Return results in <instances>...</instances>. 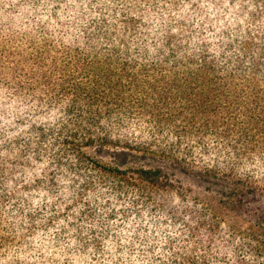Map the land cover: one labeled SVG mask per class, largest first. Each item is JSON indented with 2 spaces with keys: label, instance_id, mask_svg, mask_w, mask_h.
Returning <instances> with one entry per match:
<instances>
[{
  "label": "trees",
  "instance_id": "1",
  "mask_svg": "<svg viewBox=\"0 0 264 264\" xmlns=\"http://www.w3.org/2000/svg\"><path fill=\"white\" fill-rule=\"evenodd\" d=\"M90 149L172 159L218 185V207L183 212L160 167ZM32 192L46 196L35 207ZM7 204L31 207L34 230L51 214L30 236L43 241L55 227L57 242L103 250L99 229L121 219L117 253L264 264V0H0Z\"/></svg>",
  "mask_w": 264,
  "mask_h": 264
},
{
  "label": "rangeland",
  "instance_id": "2",
  "mask_svg": "<svg viewBox=\"0 0 264 264\" xmlns=\"http://www.w3.org/2000/svg\"><path fill=\"white\" fill-rule=\"evenodd\" d=\"M90 152L94 156L121 167H160L168 177L187 194L186 198L182 197V199L188 203V205L180 206V210L182 209L183 212L189 211L196 206L194 198H197L203 206L215 209L218 207V185L211 180H206L202 176L195 174L192 170L179 166L172 159L164 158L159 155L147 154L145 152H121L116 149H90ZM66 194L67 192H64V195H61V199H68ZM44 197L46 196L40 195L38 192H32L24 196V199L29 202H35L33 205L35 207ZM22 201L23 197L19 203H21L23 207L26 206V203ZM178 203H182V200ZM12 206L7 204L5 206L6 209L0 208V264H129L132 259L134 260V264L173 263L172 258L167 254V247L165 249H156L155 255L157 260L154 263H150L147 260L148 255L140 254V251L138 255H135L137 254L136 246L134 247V254H132V257L127 253H117V250L123 248L129 241L127 237V227L121 219L116 222L114 221L108 227L104 225L103 229H99L101 236L105 237L103 238L105 249L98 250L95 248L79 247L74 242L71 243L72 245H67L65 241L57 242L53 239V237L56 238L58 232V229L55 227L48 232L47 241H43V235L31 238L30 236L35 232L45 231L43 229V224L51 214L43 212L36 223V226H39V228L34 230L33 224L29 222V218L34 216H28V213H31L33 209L30 207L22 214L20 209H17V207L14 209ZM163 216L168 215L164 214ZM225 217L229 218V215ZM206 221L210 223L207 216ZM179 224H181L180 227L183 231V229H185L183 223L179 222ZM131 227L132 225L130 224V231L132 229ZM144 229L147 230L148 228L146 227ZM167 230L172 231L173 229L167 227ZM67 232L69 238H71L72 233L68 231V229ZM119 238H123L121 245L116 242ZM158 251L160 253H158ZM114 253H116L117 258L112 262H108V260H111Z\"/></svg>",
  "mask_w": 264,
  "mask_h": 264
}]
</instances>
